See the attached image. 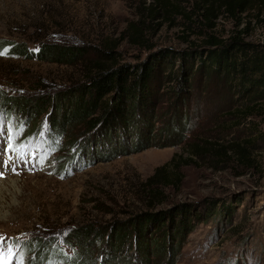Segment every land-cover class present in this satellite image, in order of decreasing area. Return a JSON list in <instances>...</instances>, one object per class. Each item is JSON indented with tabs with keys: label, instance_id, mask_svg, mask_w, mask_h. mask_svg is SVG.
Wrapping results in <instances>:
<instances>
[{
	"label": "rangeland",
	"instance_id": "rangeland-1",
	"mask_svg": "<svg viewBox=\"0 0 264 264\" xmlns=\"http://www.w3.org/2000/svg\"><path fill=\"white\" fill-rule=\"evenodd\" d=\"M152 6L153 0H0V40L23 44L28 51H37L45 36L62 45L102 48L111 44L117 61L130 65L145 62L159 50L180 52L204 45L211 38L226 41L240 36L264 46V15L258 8L221 16L210 26L195 19L190 25L182 17L170 21L161 14L150 15ZM187 11H191L189 6ZM131 22H139L141 27L139 43L128 30ZM92 58H98L94 51L86 56ZM180 64L177 61L155 68L144 122L152 125L151 148L115 159H109L114 153L109 158L89 154L87 160L63 165L59 156H71L74 141L84 144L88 139L86 124L72 118L75 126L63 136L51 132L49 124H56L61 115L70 120L73 102L80 96L66 101L63 91L83 79V64L0 55V91L16 99L44 95L53 102L42 114L40 106L17 113L0 105L5 127L0 134V162L9 156L15 158V153L7 151L8 142L21 126L22 135L17 134L15 143L25 154L17 160L15 171L0 163V236L20 243L43 233L57 239L63 230L68 234L90 224H114L179 205L187 206L197 218L208 213L215 202L217 210L212 218H192L193 228L182 239L177 264H264V97L257 90V99L241 101L227 79L209 76L206 71L197 76L194 73L185 90L178 91L174 74ZM198 66L197 62L194 71ZM254 103L262 104L263 109L243 119L234 114L236 109ZM132 126L139 127V121ZM51 142L56 147L64 145L61 153H50ZM194 143L204 151L189 147ZM242 149L251 163L240 159ZM32 155L33 162L29 160ZM174 155L193 161L177 171L167 169L168 177L151 183L155 171ZM154 190L160 195L154 196ZM166 234L167 230L150 234L140 251L129 244L118 249L111 238H92L84 247L85 253L89 260L104 255L106 261H112L122 251L126 257L119 264H157L158 254L169 245ZM126 236L125 232L120 243L125 245ZM60 246L66 254L75 252ZM61 248H56L57 253ZM18 255L23 264H37L38 257L28 248L19 246ZM9 259L11 264H20ZM59 259L55 254L39 264H63L57 262Z\"/></svg>",
	"mask_w": 264,
	"mask_h": 264
},
{
	"label": "trees",
	"instance_id": "trees-1",
	"mask_svg": "<svg viewBox=\"0 0 264 264\" xmlns=\"http://www.w3.org/2000/svg\"><path fill=\"white\" fill-rule=\"evenodd\" d=\"M188 6L191 11H187ZM251 8H258L260 15H264V0H153V6L149 12L150 15L161 14L170 21L182 17L190 25L196 20L200 23L205 21L213 26V21L221 16H236L248 12ZM140 28L139 22H131L128 25V30L134 32L135 43H139ZM43 40L38 44L37 51H28L23 44L10 40H0V48L7 49L10 57H24L66 65H74L76 62L83 64L85 70L83 79L63 91L66 101L69 97L80 96L78 100L72 101L75 109L72 111L70 120L61 115L60 118H57L56 124L51 121L49 124L50 131L59 132L56 134L61 136L67 134L75 126V123H72V118L75 120L79 118L76 120L77 123L86 124L85 132L89 135L88 139L84 144H77L78 140L74 141L75 151L71 156L63 159L59 156V162H62L63 165L75 164L78 161H83L84 158L87 160L89 154L109 158L114 153V157L109 159H115L152 147V125L144 122L149 113V101L152 99L151 83L156 66L174 65L177 61H181L179 70L174 74V80L178 82V91L185 90L184 86L190 84L194 73L197 76L206 71L209 76L216 75L218 78L227 79L235 88L241 101L247 98H250L249 101L257 99V96H254L257 90L264 97V46L246 42L240 36L226 41L211 38L204 45L192 46L180 52H175L170 48L159 50L151 53L145 62L135 65L118 62L111 44L103 45L102 48L96 46L87 48L85 45H62L51 42L46 39V36ZM93 51L98 58L86 59V56L88 57ZM197 62L199 66L194 71V65ZM189 63L190 67L187 66ZM52 103L44 95L16 99L8 93L0 91V105L5 106L7 111L27 113L30 109L35 111V108L38 109L40 106L43 107L41 109L43 111H40L39 114H42L49 110ZM262 109V104L254 103L250 107L236 109L234 114L240 115L239 118L243 119ZM141 115H144V121L140 119ZM131 116H134V119H131ZM83 119L85 122H81ZM136 120L139 121V127L132 126ZM51 146L50 153L54 154L61 153V148L64 145L56 147L55 142H51ZM189 147L194 148L197 152L204 151L196 143ZM245 153L246 150L242 149L239 157L244 163L249 164L251 161L245 156ZM224 154L226 153L224 152ZM192 161V159L181 160L179 155H174L168 163L155 171L150 182L152 183L156 178L168 177L169 168L177 171L183 165H191ZM154 192V196L160 195L157 190ZM211 205L208 213L204 216L199 215L197 218V214L188 210L187 206L179 205L168 211L137 214L126 221L114 224L101 226L90 224L80 229H72L68 234L67 230H63L57 239L49 234H37L25 242L19 243L17 248L21 246L32 251L38 257L37 264L43 262L46 257L51 259V256L55 254L60 257L57 262L63 264H119L126 257L122 251L111 258L112 263L109 261L110 259L106 261L104 255L101 256V259L98 256L89 260L84 247L92 238L97 241L111 238L114 240L115 246L119 247L118 249L129 244V248L134 247L140 251L143 240L150 234L167 230L165 238L169 240V245L167 251L163 250L164 252L158 254L156 263L177 264L182 239L187 237L193 228L190 223L192 218L200 220L212 218L216 213L217 204L214 202ZM125 232L127 236L124 245L120 241ZM82 240L86 243L83 242L81 246ZM171 240H174L173 243ZM60 245L68 246L75 252L72 256L66 254ZM57 247L61 248L60 253H57ZM86 250L88 251V248ZM81 253L84 255H79ZM76 254L79 256L76 257ZM152 254L153 252H151ZM144 260L147 261L146 258Z\"/></svg>",
	"mask_w": 264,
	"mask_h": 264
},
{
	"label": "snow or ice",
	"instance_id": "snow-or-ice-1",
	"mask_svg": "<svg viewBox=\"0 0 264 264\" xmlns=\"http://www.w3.org/2000/svg\"><path fill=\"white\" fill-rule=\"evenodd\" d=\"M8 50L4 48H0V55H7ZM5 127L2 118H0V134H4ZM17 134L22 135V126L16 130V132L9 137L8 148L7 151L15 153V158L13 156H9L7 161H3V166L5 168L11 167L12 171H15V166L17 160L21 159L25 154L21 152L20 146H17L15 143ZM27 163V160L24 161ZM2 175V173H0ZM19 240L17 239H9L3 236H0V264H11V259H17L20 261V264H23V259L18 255L17 245L19 244Z\"/></svg>",
	"mask_w": 264,
	"mask_h": 264
}]
</instances>
